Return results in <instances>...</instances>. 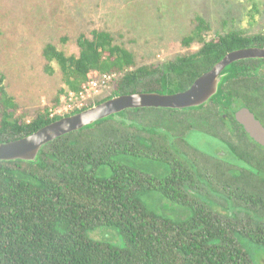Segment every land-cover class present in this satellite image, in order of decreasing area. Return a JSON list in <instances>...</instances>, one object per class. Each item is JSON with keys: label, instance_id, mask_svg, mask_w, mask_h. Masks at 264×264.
<instances>
[{"label": "trees", "instance_id": "1", "mask_svg": "<svg viewBox=\"0 0 264 264\" xmlns=\"http://www.w3.org/2000/svg\"><path fill=\"white\" fill-rule=\"evenodd\" d=\"M191 23L181 44L200 48L165 62L163 70L134 68L132 53L104 30H92L90 38L79 35L77 55L46 43L44 72L53 74L55 64L62 81L55 101L82 91L94 71L119 74L112 95L183 91L228 51L264 46V35L241 30L205 40L209 23L200 15ZM254 62L231 64V75L214 98L236 92L246 102L257 99L251 89L263 93V87L250 77ZM157 74L160 88H153L149 82ZM4 80L0 74V141L61 117L45 109L24 121ZM141 112L156 120L141 124L136 119ZM184 112L127 109L49 141L33 162L0 160V264H251L245 243L264 248V179L212 163L192 147L184 130L193 118L179 115ZM175 128L182 131L180 138L173 135ZM106 227L119 230L122 245L91 237L94 229L103 228L104 234Z\"/></svg>", "mask_w": 264, "mask_h": 264}, {"label": "rangeland", "instance_id": "2", "mask_svg": "<svg viewBox=\"0 0 264 264\" xmlns=\"http://www.w3.org/2000/svg\"><path fill=\"white\" fill-rule=\"evenodd\" d=\"M195 15L202 16L210 25L205 40L233 30H241L247 36L264 35V0H0V74L5 76L4 85L24 121L32 120L45 109L51 115L64 116L79 101L89 107L113 96L119 74L106 73L108 80L98 81L83 97L60 94L56 102L62 87L61 75L55 64L53 74L44 72L42 49L46 43L54 44L67 55H77L79 35L90 38L92 30H104L112 35L114 43L132 53L134 68L152 66L163 70L165 62L200 48L197 43L181 44ZM63 38L66 40L62 41ZM89 76L97 79L98 72ZM159 77H153L149 85L160 88L155 81ZM234 103L239 104L235 100ZM207 109L217 111L215 105H208ZM136 119L144 125L156 120L154 114L144 112ZM181 134L179 128L173 132L178 138ZM187 142L208 154L224 150L214 138L202 133L190 132ZM226 157L230 158L228 154ZM212 199L225 205L222 198ZM218 205L216 209L222 210ZM102 231L103 228L94 229L91 237L109 245L123 244V236L116 227H106L104 234ZM244 246L251 264H264V248L255 250L249 242Z\"/></svg>", "mask_w": 264, "mask_h": 264}, {"label": "water", "instance_id": "3", "mask_svg": "<svg viewBox=\"0 0 264 264\" xmlns=\"http://www.w3.org/2000/svg\"><path fill=\"white\" fill-rule=\"evenodd\" d=\"M264 59V46L251 45L225 53L211 68L196 77L183 91H136L110 96L94 105L61 116L36 131L20 138L0 141V160L33 162L41 147L69 132L92 126L96 122L134 108L191 109L200 108L214 98L231 75L230 65L242 59ZM237 119L256 140L264 136V129L247 107L237 111Z\"/></svg>", "mask_w": 264, "mask_h": 264}, {"label": "flooded vegetation", "instance_id": "4", "mask_svg": "<svg viewBox=\"0 0 264 264\" xmlns=\"http://www.w3.org/2000/svg\"><path fill=\"white\" fill-rule=\"evenodd\" d=\"M252 60H255V69L252 70L250 77L255 79L257 85L263 87V93L251 89L253 94L260 96L257 99L248 98L246 102L236 92H231L229 98H212L200 108L176 110L185 111L179 114L181 116L193 118L194 124L186 132L209 135L224 147V150L216 149L210 154L204 152L213 158L212 163L230 167L235 173L236 171L241 172L250 179H264V136L258 140L253 138L236 117L240 108L247 107L264 129V59L254 58ZM224 91L226 92L227 89ZM234 100L238 101L237 106ZM208 105H215L217 111H209ZM232 106L235 108L232 109ZM186 132L184 137L187 141L189 133ZM191 146L199 150L196 146ZM227 154L230 158L226 157ZM231 179H237V177ZM193 194L197 195L195 192Z\"/></svg>", "mask_w": 264, "mask_h": 264}, {"label": "built area", "instance_id": "5", "mask_svg": "<svg viewBox=\"0 0 264 264\" xmlns=\"http://www.w3.org/2000/svg\"><path fill=\"white\" fill-rule=\"evenodd\" d=\"M96 73V72H95ZM109 78V75L106 73H98V78L97 79H92L90 76L87 80V82L85 83L83 90L80 91L78 94H74V93H69L71 95H79L81 97H83L85 94V92L87 93L89 89L93 88L94 86L97 85L98 81H101L102 83L106 82ZM72 97H69V100L72 101ZM83 100L79 101L78 103L74 104V109H81L83 107ZM70 104V103H69ZM73 109V110H74Z\"/></svg>", "mask_w": 264, "mask_h": 264}]
</instances>
